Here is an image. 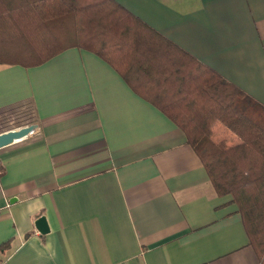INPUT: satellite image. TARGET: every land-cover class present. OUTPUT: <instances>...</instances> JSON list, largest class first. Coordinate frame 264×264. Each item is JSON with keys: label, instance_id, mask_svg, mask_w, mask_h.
I'll return each mask as SVG.
<instances>
[{"label": "crops", "instance_id": "crops-1", "mask_svg": "<svg viewBox=\"0 0 264 264\" xmlns=\"http://www.w3.org/2000/svg\"><path fill=\"white\" fill-rule=\"evenodd\" d=\"M115 1L264 107V0ZM60 3L0 0V133L38 124L0 148V262L260 264L237 204L157 105L166 88L79 47L82 22Z\"/></svg>", "mask_w": 264, "mask_h": 264}, {"label": "trees", "instance_id": "trees-1", "mask_svg": "<svg viewBox=\"0 0 264 264\" xmlns=\"http://www.w3.org/2000/svg\"><path fill=\"white\" fill-rule=\"evenodd\" d=\"M55 1L77 12L78 23L82 22L79 47L94 51L126 78L135 66L144 67L149 83L157 79L166 88L156 95L157 105L185 133L217 194L230 195L237 204L260 264H264V107L115 0H96L80 7ZM61 3L57 10L63 11ZM159 49L165 54L163 62ZM178 52L194 63L190 71L166 62V56L174 60ZM155 60L164 66L161 76L149 67ZM216 122L236 134L239 142L215 141L212 127Z\"/></svg>", "mask_w": 264, "mask_h": 264}, {"label": "water", "instance_id": "water-1", "mask_svg": "<svg viewBox=\"0 0 264 264\" xmlns=\"http://www.w3.org/2000/svg\"><path fill=\"white\" fill-rule=\"evenodd\" d=\"M37 123H31L16 128H10L0 133V148L23 139L34 132L37 129ZM36 227L41 233H47L50 230L47 219L45 216H41L36 220Z\"/></svg>", "mask_w": 264, "mask_h": 264}, {"label": "rangeland", "instance_id": "rangeland-1", "mask_svg": "<svg viewBox=\"0 0 264 264\" xmlns=\"http://www.w3.org/2000/svg\"><path fill=\"white\" fill-rule=\"evenodd\" d=\"M11 114L12 113H10L8 115H11ZM11 116H14V115H11ZM31 121H32V114L29 112L28 114L25 113V115L22 116V117H17L16 116V118L14 120V122H15L14 124H16V125L27 124L28 122H31ZM9 123H10V121L7 120L6 117L0 118V130L6 128ZM217 125H218L217 127H225L221 122H217ZM217 127H216V134L213 137V139L215 141H221L222 139H226L227 142H232L231 141V135H233L232 132L228 128L225 127L224 129H226L227 134L225 136H222V135L219 134V131L217 130L218 129Z\"/></svg>", "mask_w": 264, "mask_h": 264}, {"label": "built area", "instance_id": "built-area-1", "mask_svg": "<svg viewBox=\"0 0 264 264\" xmlns=\"http://www.w3.org/2000/svg\"><path fill=\"white\" fill-rule=\"evenodd\" d=\"M0 264H3L2 262H0Z\"/></svg>", "mask_w": 264, "mask_h": 264}]
</instances>
